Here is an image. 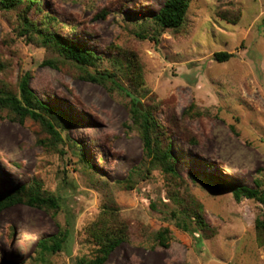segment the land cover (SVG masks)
I'll return each instance as SVG.
<instances>
[{"label": "rangeland", "instance_id": "obj_1", "mask_svg": "<svg viewBox=\"0 0 264 264\" xmlns=\"http://www.w3.org/2000/svg\"><path fill=\"white\" fill-rule=\"evenodd\" d=\"M37 1L29 18L49 21L60 37L90 49L100 60L89 72L116 73L121 87L151 109L177 178L151 169L131 118V96L111 80L81 77L82 69L20 35L18 11L0 10V90L15 91L28 75L30 88L68 122L65 130L56 127L62 140L54 146L39 122L1 112L0 191L39 181L60 208L54 213L17 203L1 210L0 264H36V241L59 231L68 237L50 264L90 257L85 229L106 205L117 207L128 237L104 264H264V244L254 230L261 204L236 201L231 192L193 179L212 175L253 188L260 178L264 187V0H192L177 31L142 26L164 0ZM219 51L233 56L217 62ZM129 61L141 68L139 83L118 71ZM133 175V188L121 184ZM171 186L202 206L206 234L174 225ZM161 226L171 229L168 247L152 239Z\"/></svg>", "mask_w": 264, "mask_h": 264}, {"label": "trees", "instance_id": "obj_2", "mask_svg": "<svg viewBox=\"0 0 264 264\" xmlns=\"http://www.w3.org/2000/svg\"><path fill=\"white\" fill-rule=\"evenodd\" d=\"M192 0H164L156 14L152 18H143L142 26L153 23L162 29L179 30L185 21L190 3ZM40 2L37 0H0V10L18 11L20 19V35L27 39L35 40L41 46L52 49L64 62L71 63L83 70L81 77L98 83H105L111 80L113 84L122 88L128 96H131L133 107L131 118L137 125L138 132L142 139L145 154L148 157V163L151 169L160 168L161 171L169 178L176 179L177 172L174 168V155L172 154L169 144H164L162 138L166 135L161 131L162 127L153 116L150 108L142 109L138 106L135 97L127 89L121 87L117 81V75L107 70H95L89 72L87 68L97 67L100 57L95 55L90 49L74 43L71 40L59 36L51 27L50 22L44 19H31L27 13L32 9H39ZM136 18V17H135ZM233 23H236L237 17L232 19L225 17ZM55 18H51L53 20ZM136 22H138L136 20ZM71 30H75V25L70 24ZM58 32V31H57ZM233 56L232 53L219 51L215 52L213 58L217 62H225ZM120 59L115 58V63L122 64ZM52 64L50 61H45ZM129 61L128 64L118 69L122 76L126 78L134 77V83H139L141 78V68ZM28 75L23 76L15 91L4 88L0 90V116L1 112L7 110L9 114H14L20 120L29 118L39 122L46 128L50 135V141L55 144L62 140L60 132L56 127L65 130L68 124L67 119L57 110L44 104L39 96L30 88L28 84ZM169 139V138H167ZM74 144V142H73ZM72 144V145H73ZM79 155V154H78ZM83 161L82 154L79 155ZM90 168V166L88 165ZM151 170H146L149 173ZM139 174L135 172V175ZM135 175L129 177L121 184L127 188H133L132 184ZM141 175V174H140ZM197 182L217 191H229L236 201L243 198L256 200L262 206V215L257 216L254 221V230L256 240L259 245L264 244V187L260 178L255 179V187H246L236 184H227L217 180L212 175L196 176L193 178ZM169 191V192H168ZM168 198L174 203L175 208L169 211L171 220L174 225L184 232L191 235L200 232L201 235L209 231V227L202 216V206L194 200L182 197L181 193L173 186L167 190ZM22 203L32 207L58 212L60 208L59 198L53 192L42 187L39 181L20 185L14 190L0 191V211L11 205ZM86 235L93 244L90 257H80L76 264H104L109 253L122 241L127 240L128 232L126 223L121 220L117 213V207L106 205L100 213L97 220L85 229ZM152 233L153 241L162 247H168L171 239V229L169 226H161ZM66 232H58L54 235L40 238L35 244V255L33 262L36 264H50V256L62 251L63 245L67 239ZM10 264H24L23 261L11 262Z\"/></svg>", "mask_w": 264, "mask_h": 264}, {"label": "water", "instance_id": "obj_3", "mask_svg": "<svg viewBox=\"0 0 264 264\" xmlns=\"http://www.w3.org/2000/svg\"><path fill=\"white\" fill-rule=\"evenodd\" d=\"M138 104V106L142 109V107L140 106V104L139 103H137Z\"/></svg>", "mask_w": 264, "mask_h": 264}]
</instances>
